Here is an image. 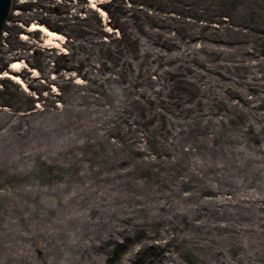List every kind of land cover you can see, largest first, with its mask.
<instances>
[{"label":"rangeland","instance_id":"374dc122","mask_svg":"<svg viewBox=\"0 0 264 264\" xmlns=\"http://www.w3.org/2000/svg\"><path fill=\"white\" fill-rule=\"evenodd\" d=\"M30 1L0 35V73L27 86L0 77V264H134L147 246L151 264H264V50L205 21L218 0H116L139 56L104 0ZM226 5L264 21V0ZM171 70L195 83L174 93L187 109L163 106Z\"/></svg>","mask_w":264,"mask_h":264},{"label":"trees","instance_id":"16d2710c","mask_svg":"<svg viewBox=\"0 0 264 264\" xmlns=\"http://www.w3.org/2000/svg\"><path fill=\"white\" fill-rule=\"evenodd\" d=\"M88 0H85L87 2ZM220 2V5L217 6L215 12L213 14L206 18L205 21L211 25V26H216L218 28H224L228 29L229 32L232 34L230 36L235 37L236 40L239 41H247L248 39H251V43L254 44L253 51H258V49L264 50V21L263 20H257V18L251 17L247 18V22H240L236 20V10L237 8L235 7L233 10L229 9L226 7V3L232 2L235 3L238 0H218ZM98 5L103 8L106 12L109 14V19L106 21V23L109 25L110 28L112 29H118L119 30V35L115 36L113 41H116V44L119 47V52H123V50L127 47H131L132 51H134V54L136 56H139L140 53H143L141 51V44H140V35L138 33L134 34L131 31L128 30L127 26H123V23L121 22L120 16H116L117 12H121V7L116 4V0H104L98 3ZM21 7L24 9H29L31 7H36L35 2H26L20 5H17L16 2H14V8L15 7ZM236 6V5H235ZM90 10L96 13L95 9L90 7ZM235 13V15H234ZM257 13V12H256ZM255 13V14H256ZM11 16V15H10ZM10 19V18H9ZM98 24H100V31L106 34H109L107 30H105L104 25L102 24V18L100 15L96 16ZM245 21V20H243ZM42 24L46 25L49 29L53 31H57L59 33L65 34L63 28L58 25L54 24L50 21L47 20H42ZM7 24L5 25V27ZM88 28V26H87ZM140 28L144 30L143 25L140 24ZM82 32H86L87 29L81 28ZM1 35V33H0ZM108 36V35H107ZM108 38H105V35L103 39H101L102 42H106ZM108 52L111 55L113 52L111 50V46H107ZM169 76H172L171 79L169 80L167 90H166V97L163 98V106H166L169 104L172 100L173 103L182 106V101H181V96H176L174 93L176 91H180V93L183 94V92L187 91H192L191 87H194L193 82L189 81L187 78L183 77H177L178 75L171 71H167ZM8 83H11L9 79H6L4 81V92L6 93L8 89ZM30 89L36 91V88L34 86L30 85ZM168 98V99H166ZM202 100H196V104L202 106ZM9 100H6V103L9 104ZM195 102H192V104ZM194 105V104H193ZM140 109L143 110L144 105L142 103H139ZM188 104L184 103L182 106L183 108H188ZM160 110H162V105L159 107ZM142 235L139 234L138 238H141ZM132 239H128L123 245H118L115 251V259H119L120 256L123 254L124 251L128 249L129 246L132 244ZM160 250L158 249L157 246H147L144 249L140 250L137 258L135 259L134 264H151L152 260L156 258L159 254Z\"/></svg>","mask_w":264,"mask_h":264},{"label":"bare ground","instance_id":"6f19581e","mask_svg":"<svg viewBox=\"0 0 264 264\" xmlns=\"http://www.w3.org/2000/svg\"><path fill=\"white\" fill-rule=\"evenodd\" d=\"M99 11L103 14L105 13L103 11V9L99 8ZM29 30L41 31L44 35V39H43L42 44L45 46H49V45L56 46L57 44H59V41H62L65 38L64 34L59 33L57 31H53V30L49 29L46 25L41 24V23H31ZM21 37H22V39H26L27 35L25 33H23L21 35ZM26 66L27 65L24 61H13L10 64L9 69L14 71V72H20ZM34 72L36 73L37 70L34 69ZM0 77H9L13 81L21 84L23 86V88L27 89L25 81L18 74H13L10 72H4V73H0Z\"/></svg>","mask_w":264,"mask_h":264},{"label":"water","instance_id":"95a60500","mask_svg":"<svg viewBox=\"0 0 264 264\" xmlns=\"http://www.w3.org/2000/svg\"><path fill=\"white\" fill-rule=\"evenodd\" d=\"M13 10L14 0H0V33H2L8 23Z\"/></svg>","mask_w":264,"mask_h":264}]
</instances>
